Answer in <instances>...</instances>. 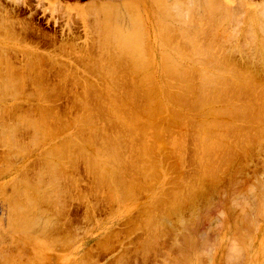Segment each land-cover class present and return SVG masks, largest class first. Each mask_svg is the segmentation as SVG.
Masks as SVG:
<instances>
[{"label": "bare ground", "instance_id": "1", "mask_svg": "<svg viewBox=\"0 0 264 264\" xmlns=\"http://www.w3.org/2000/svg\"><path fill=\"white\" fill-rule=\"evenodd\" d=\"M162 1H164V0H162ZM188 1H187L188 3H186V1H185L186 4L184 2L179 3V0L177 2L173 1L172 3H164L165 1L164 2L158 1V2H160V4L159 5L157 4V5L159 7L160 13L162 14V15L161 14L160 15L163 18L169 16L168 17L169 19L170 18L172 20L174 19L173 22H175L177 20V21H182L184 23V24L181 23V25H180L181 27H177V26L173 27L172 26L173 28H171L169 25L171 23L167 24V26H164V25H163V27L161 26V29L164 28L165 30H167L169 32V35L166 37L161 34L162 38L164 37L165 40L171 41L172 38H175V39L178 38L177 41L182 40V41H180L181 43L182 42L183 43L184 42L190 43V41H191L190 38L193 37L192 39H195L196 37L194 38V36H196L195 34L197 32H198L199 36L201 35L200 34L201 31H196V32L192 33L193 35H191V33H190L191 32L190 31L191 30L190 24H192V21L195 22V21H199V20H196L197 15L194 11H192V9H193L192 6L195 4L196 1L195 2H193V0H188ZM201 1H202V4H201L202 10L206 11V14H204L205 20L208 21L206 23V21H204V19H202L205 22L204 24L207 25L206 27H204L205 30H203V32H208L207 34L205 33L206 37L208 34H211L210 36L213 39L215 38L219 41V43H216V44H220V40L225 35H223V37H221V38L219 37V39H218V37H215V36L220 35L221 32H219L218 35H215L214 37L212 35H213V33H215L217 31L216 28L220 29L222 27L221 25H223V23L221 22L222 24L220 25V21H223L222 18H224V17H222L221 15H223V14H221L219 16V21H218L217 19H214L212 16L214 15V13H218L220 11L221 4L218 5L216 3V1H218V0H214V1L212 0L215 4L213 2H210V0H201ZM143 2H144V0H143ZM190 2H192L191 4H193V5L190 6L189 5ZM222 4H223V2H222ZM133 5H135V4H132V6L128 7V9L130 8L129 11H128V9H126L128 13L130 12V14L132 13ZM226 6L228 7V4ZM116 7H118V5L115 4V7H113V9ZM125 7L123 6L121 8L124 10ZM227 7L222 8L224 11L223 10H221V11L223 13H226L225 11L227 10L226 15H229L228 9H230V8H227ZM234 7L231 6V11H233ZM236 7H235V9H236ZM256 7H257V10H258V8H259V10L262 9L259 13L258 12L257 13L259 16L258 19H260V22H259L260 26L259 27H261L260 29L262 30V31H260V33H263L264 32L263 31L264 30V6H263V8L261 5H260V7H259V5ZM105 8L107 11V7H105ZM110 8H112V7H110ZM102 9H103V12L106 13L105 16L109 14V13L105 12L104 8H102ZM235 9H234V11H235ZM243 11H244V9H243ZM112 13H113V11L111 12V14ZM144 13H145V10H144ZM146 14H147V12H146ZM93 16H95V15H93ZM217 16H214V17L218 18ZM129 17L131 18V15ZM162 17L159 18L160 21L163 20ZM233 17H235V16L233 15L232 18ZM4 19H6V17L2 18V20H0V23H3L2 26H0V30H2L3 32L5 31L4 33H6V31H8L11 34L12 33L11 28L8 30H5V28L6 29L9 28V27H6V24H7V26H10L11 24L8 25L9 21H6ZM213 19H214V21H213ZM229 19H230V17H229ZM112 20H113V18L112 19L109 18L106 21V23L108 25H110V29L107 27L106 29H103V30L108 31V33L112 34L111 36L116 35L117 40L119 42V45H118V42H117V44H115V42L114 43L111 42L113 44L109 48L106 47L107 49H104L105 51H102V48L104 46H103V43L101 42V46H103V47L101 48L100 51H102V53H100V54L97 53V54H95L96 55L95 56L92 53V51L89 52V50H88L92 47V44H93L91 42L92 40L91 41L88 40L91 42V46L89 44V48H87V50H88L87 53H86V49H85L83 51V56H81L82 54H80V53H79L80 55L77 54L78 56H76V57H80V56L82 57L81 59L78 58L79 60H81V62L79 60L78 61H79V64L84 63V69H82V70H84L83 72L86 73L85 75L83 72H82L83 74L82 73L79 74L81 71L77 74V73H74L71 69L65 70L66 66L65 67L63 66V64H65V61L63 62V64H62V61L60 62L63 67L59 63L57 65H54L53 62L50 60L52 59L53 61L54 60L58 61L59 58H57V57H56V59H53L55 56L54 57L53 56L47 57V54L46 55L44 54V56H43V53L41 55V53H37L36 51H35V54H37V55H33V53H31V52L28 53L29 49H31V48H29V49L22 48L25 51H22V49L18 48L22 52H24L25 55H28V54L33 55L32 56L33 58L29 61L28 58H25L24 53L22 54L24 56V59H25L23 61L25 62L28 59V61L30 62V63L29 62L28 63L27 62L22 63L23 66H21L22 67L21 69L23 71L20 70V68L19 69L18 68L12 69L13 67H11V69H10V66H13V65L10 64L11 62H9L10 60L8 58H10L12 56L11 55L12 52H13L12 54L14 55L13 49H16L15 47L12 46L15 43L14 42L15 41V37H14L15 35L14 36L8 35V38H6L7 40H9V41L12 40L14 42V43L12 42L13 43L12 45L8 44L5 46L4 49L2 48V44L0 46L1 47L0 48V65H1L0 67L4 68L3 71L0 68V98L2 99V101H6L5 104L4 103L0 104L1 132L5 133L4 136L2 135L0 137V138H2V139H0V144L2 143L0 146L4 145L3 148H5V152L3 154H5L6 157L10 156V154L11 155L16 154L18 156V153L21 152V149L17 152L12 150L11 153H8L9 148L11 147L10 145H12V146L18 145L17 137L21 140V142L24 141L25 139L22 140L23 136H25V134L27 133L28 130L32 131V133H31L32 138L28 137L31 139V142H29V143H31V145L37 146L39 141H43V140H44V142H43L44 144L46 142L48 143V145L42 150L41 154L43 155V157L38 159L40 161L39 165L41 164L40 166L42 168V173L38 174V171H37L39 178H36L37 180L35 182L38 186H36L35 183H30L29 181H25L27 179H23V176H24L23 175L22 180H24L25 182L24 183L20 182L16 185L14 183V185H11V188L7 192L8 194L6 193V196H4V197H7L6 199H9L8 198L9 196L11 197L10 201L12 203L11 202L9 203V204H11V207L8 206V208H10L12 210L11 212H13V214L15 213L14 215H16V216H14L10 212L13 216H10L9 218L12 219L14 217L12 219V220H14V222H12V224L17 226L18 228L20 226L22 231L25 230L26 227L27 228H33V229H37L38 227H40V229L43 228L42 232L46 228V232L50 231V233L56 232V230H68V228L66 226H67V224L69 226V224L71 223L70 222L71 220L69 219L70 221H68V223H67L68 218H67V216L65 217V214H66L65 207H66V204L69 201L70 202L73 201V199H77V200L82 199V200L87 202L86 205H84V207L87 209H91V210H87L88 215L91 213V211L92 212L97 211L96 210L97 204L102 205V203H103L102 201L105 200L108 202L110 200V198H115L114 199L115 202L116 201H126L127 202L129 200H131V202H132L133 200L138 198L143 192L146 193L145 192V191H147L146 189H149V191H151L150 190L152 188L151 186H148V185L145 186L146 180H143L144 179L143 174L146 172H151L152 176L154 175V173L156 174L157 173L156 171H159V168L161 167L163 159L169 158L168 160L170 161V158H172L171 160L175 162L172 165L174 170L175 169L181 170L180 168H182V166L184 165V163H183V165L181 163L183 161H185V158H184L185 152H189L190 156H189L188 162L191 164V166H195L197 168L199 167L200 170H198V169L197 170L200 171V176H203L204 179L206 176H208L211 180L216 179L218 181L217 178L219 176L220 170L222 173L225 169H227L229 167H234L236 164L246 162V161H248V159L251 158V156L253 154H255V153L257 154V152L260 151V149H264L262 147L263 143H264V40H263V42L259 41L260 45L258 44L257 46L255 44H253L254 42H252V44L255 45V47L251 44V46H253L252 47L253 49L249 48V53L247 55L244 53L245 54L244 59L242 58L243 56L240 57V58H242V60H240L239 57L238 58L236 56L234 57L235 52H239V53L242 52L241 51L242 45L240 46L241 50H240V47L238 46L240 51L237 50L238 49V48H236L237 44H235V45H233L234 48L231 45V48H227V49L224 48V47H226L224 45V47H223L224 52H223V50L221 52L218 50L219 52L216 51L214 53L213 49H211L213 47V45L211 47L210 46L211 44L210 45L208 44V42L211 40V39H208L210 37L207 38L208 42H205V38H204L205 34H203L204 36L202 37V39L204 38V41L203 40L201 41L199 39H198V41L196 39V41L199 42L200 45H201V43L203 44L205 42L203 45H201V47L204 45H207V44L209 46L207 45V47H205V48L203 47L204 50L201 51L203 49L202 48L200 51H198L199 53L197 52V50H199L200 47L198 48L193 44L196 42L195 40L194 41L192 40L193 43L192 42L191 43H192V45H194V47H192V48L195 49L196 52H192V50H190V47L192 46L191 43H190V47L188 45L185 46V47H188L189 49L185 48V47H183V48L180 47V46H182L181 43L178 45L173 44L174 47H171L170 49L171 50L173 49V51H175V53L176 52L179 53V51H181L182 49L190 51V52L187 51L188 52L187 54L191 55V58L190 57L187 58L185 56L187 54L184 55L185 60L188 59L189 62H190V59H192V57L194 58V56H192V55H194V53H198L199 55L195 56V57H197V59L194 58V59H196L194 61L201 63L200 65H204V67H200V66L196 67L198 65H193V64L190 66L187 63H186L187 66L185 67V64L181 62L182 58L180 61H177L176 55L172 54L171 55L172 58L167 56V55L171 54V53L168 54V52H169V50H168V51H165V56H164V58L168 59V63L163 58V60L166 62V64H164L162 66L163 67L161 69L162 71L159 70L161 73L160 72H159L160 74L158 73V81L152 82L153 77L151 75H149L150 73H152V72H150L149 67L148 68H149L150 73H146V75H145L146 78H141V76H143L142 73H143V71H145V69L143 68V70H141L142 68H140V67H142V65L145 63H143L142 61L140 62V59H139L140 57L137 56V54H136V57H138V58H136L135 55L133 56V54H132V53H135V51L137 49V45H135V42L138 39V35L135 34L134 32L133 33L126 32V34L120 35L121 29H119L118 27H116V28L112 27ZM165 20H166V18H165ZM233 20L237 21L236 18H234ZM233 20H231V21H233ZM243 20H245V18H243ZM157 21H158V19H157ZM168 21H170V20H168ZM201 21H199V22H201ZM240 21H241V18H240ZM142 22H143V20H141V18H140V23H142ZM173 22H172V24H173ZM103 23H105V22H103ZM131 23H134V22L131 21ZM157 23H159V22H157ZM157 23H156V25L160 29V27ZM195 23H197V22H195ZM215 23L216 24L218 23V24L215 25V27H214L215 29L213 30V26ZM227 23H228V25L229 24L231 25L232 22H227ZM234 24L236 25L237 23L234 22ZM248 24H250V22ZM173 25H175V24H173ZM235 25L232 27L234 28ZM157 26H155V27H157ZM202 26H204V25H202ZM216 26H219L220 28L216 27ZM2 27H4L3 28L4 30L2 29ZM142 27H143V24H142ZM158 28H157V30H158ZM191 28H193L192 30L195 29L193 26H191ZM225 28H226V30L228 29L227 27H225ZM247 29L248 28H246V32H247ZM250 29H251V31H253L252 27L249 28V30ZM165 30H162V31H165ZM226 30H225V32H226ZM236 30L234 32H232V31L231 32L235 33ZM99 31H101V30H99ZM140 31H142V30H140ZM167 31H165V32H167ZM243 31H245V30H243ZM157 32L159 34V31H157ZM222 32H224V31H222ZM225 32H224V34H225ZM249 32H248V35H249ZM9 33H6V34H9ZM1 34L2 33L0 31V35ZM154 34L156 35V33H154ZM251 34H252V32L250 33V35ZM252 35H254V32ZM159 36H160V34H159ZM184 36H185V38H187V39H185V41L183 40ZM233 36H236V35L234 34ZM240 36H241V34H240ZM246 36H247V34H246ZM246 36H244V37H246ZM11 37H14V39H11ZM20 37H22V36H20ZM98 37H100V36H97L96 38H98ZM107 37H108V35L106 36V38ZM232 37L229 36L228 38H230V39L226 38L225 40H230L228 42H232V40L234 38H236V37H233V38ZM248 37H251V36H248ZM248 37H247V39L246 38L245 39L248 40ZM263 37H264V35H263ZM1 38H3L2 35H1ZM160 38H158V41L160 40ZM179 38H180V40H179ZM98 39H97V41H98ZM240 39H238L239 43L241 41ZM245 39H243V41ZM22 40L24 41V39H22ZM165 40L164 41L161 40V41L165 42ZM253 40L255 41V39L252 38L251 41H253ZM16 41L18 43V45L16 44V46L19 47L20 43L18 40H16ZM172 41H171V43H172ZM163 42H162V45H163ZM197 42L195 43L196 45H197ZM222 42L225 43V41H222ZM228 42H226V43H228ZM233 42H235V41H233ZM233 42H232V44H233ZM256 42L258 43V41H256ZM96 43L99 44V41ZM199 43H198V45H199ZM210 43H211V41H210ZM214 43H215V41H214ZM250 43L251 42H249V44ZM98 44H97V47L99 46ZM159 44H161V43L159 42ZM242 44H244V43H242ZM109 45H110V43H109ZM139 45H140V43H139ZM162 45H161V48L164 47ZM238 45H240V44H238ZM244 45H246V43ZM72 46L73 45H71V47ZM146 46L147 45H144V47H143V45H142L143 48H145ZM251 46H247V47H251ZM8 47L11 48L12 50L9 49ZM20 47H22V41H21ZM24 47H25V45H24ZM6 48H8V49H6ZM67 48H68V46H67ZM180 48H182V49H180ZM145 49H147V48H145ZM215 49H218L217 46L215 47ZM250 49H252V51H250ZM20 50L16 49V51H20ZM245 50H246V48H245ZM2 51H4V53L7 56L6 59H8V61L7 62L5 61V62L8 65H10L8 67L4 61H3L4 65L2 66L3 63L1 62L2 61L1 58H2V56H4V54L2 55ZM6 51H9L11 56H8ZM73 51L74 50H72V52ZM148 51H150V50H148ZM148 51H145V52H148ZM60 52H59V54H60ZM64 52L62 49L61 53L63 54ZM68 52L70 53L71 51H68ZM76 52H77V50H76ZM162 52H164V51H162ZM243 52H245V51L243 50ZM19 53H21V52H19ZM69 53H67V55ZM139 53H141V52H139ZM244 54H242V55H244ZM70 55L73 58H75L74 54H70ZM144 55H147V54L145 53L142 56H144ZM35 56H38V58ZM39 56H40V58H39ZM93 56H94V59H92ZM147 56L146 57L144 56V57L147 59ZM151 56H153V55H151ZM173 56H175V58ZM27 57H30V56H27ZM34 57L36 59H41V58L43 59V57H44L45 58L44 61L49 60V62L51 64H53V67L54 66H56L58 68H60V66L62 67L61 70L59 69L60 71L59 70L56 71L57 76L59 75L58 79L60 80V81H58L59 83H57L58 84L57 87L55 86L56 84H54V83H56V81L53 82L55 87L51 86V85H50L51 87H49V83L46 84V86L44 85L43 81H44L45 73L41 70V67H42L41 64H38L36 62V61L39 62V60L34 59ZM67 57H70V56L68 55ZM67 57H65V58H67ZM134 57H135V59H134ZM47 58H49V59H47ZM170 58L172 59V61L170 60ZM68 59H70V58H68ZM76 60H77V58L75 60L73 59V61H76ZM163 60H161L162 63H164ZM41 61H43V60H41ZM41 61L39 63H42ZM49 62H44V63L48 64ZM195 62H193V63H195ZM74 63L78 64L77 61ZM38 65H40L41 67H38ZM65 65H69V64L67 63ZM146 65H147V63H146ZM146 65H144L145 68H146ZM147 66H149V65H147ZM6 68H8L9 70ZM15 69H18V70H15ZM66 69H67V67H66ZM138 69L142 72L140 73L141 76L139 75L140 80L138 79L139 81L137 80L138 82H136V81H134L135 78H133V75H136L134 73L138 72ZM4 70H6V71H4ZM54 70H53V72H54ZM147 70L148 69L146 68V71ZM151 70H152V68H151ZM77 71H78V69H77ZM153 73H155V72H153ZM91 77L92 78L94 77V79H90ZM155 78L156 77H154V80L156 81L157 78L156 79ZM46 81L48 82L47 79H46ZM69 82L71 83V86L68 87L67 83H69ZM100 83H105V84H104V86H101ZM65 84H66V87H64ZM26 85L29 86L27 88L29 90H26V87H27ZM59 86H60V88H58ZM59 90H60V92H59ZM65 90L68 91L69 93H71L74 90L72 92V95H71L73 98L70 97V99L72 98V100L68 102V103L71 102V104H69V105L67 104L68 106H66L63 109H58L56 107V105H54V104L52 106V104H51L52 97L55 98L58 95V97L60 98L59 95L66 92ZM68 92H66V93H68ZM52 93L54 94L53 96L51 95ZM58 93H61V94H58ZM106 98L108 100H105ZM8 99H10L11 102H8L7 101ZM22 99H25L26 107H24L23 103H22L23 106L21 105L20 101ZM68 100H69V98H68ZM114 107H116V108H114ZM117 107H121L122 112L119 110H118L119 113L116 112L117 110L113 111V109L115 110V109H117ZM118 109H120V108H118ZM120 112H121V114H120ZM115 113H117V116L122 115L123 117H117V116H115ZM125 115L129 116V117L126 118ZM133 115L135 116L134 118L131 117ZM192 115L195 117V119H196V116L199 117L200 120H199V118H198V120L192 119L191 118ZM106 116H108V117L106 118ZM208 117L209 118L212 117L210 119H213V121L210 120L211 122H207ZM126 119H128L130 121L136 120V122H137L136 124H138V125H136V126H138V128L135 127L136 130L134 129V131H136V133L128 132L127 130L124 129V127H122L124 125H126L125 127L129 126L128 123H127L128 125L123 124L125 122L124 120H126ZM104 120H106L107 123H109L110 129L106 128V127H108V124L103 122ZM180 120L188 121L191 124L192 129H189L188 131L185 130V134L183 135L184 139L182 138L183 141H180L178 139V137H176L179 140V143L180 142H182V143L177 145L176 143L178 141L175 143H171V141H170L171 146H172V144H174V145L176 144L177 149H182L181 151H178V153L180 152V155H182V153H184V154L182 156H179V158L176 155L177 152H174V150L176 149V147L174 148V145H173V148H174L173 150L172 149H171V151L168 150L169 152L166 150L165 151L166 154H161L157 150L158 148H156V145L160 144V142H158L156 145H154L153 144L154 142L150 143L151 141L147 142V140H143V139H149V137L150 138L158 137V135H159L158 131L160 132L162 127L165 129V127H168L170 125H174V123H176ZM122 121H124L122 123L123 125L121 124ZM149 121H152V122H149ZM132 125L133 124L131 123L130 126H132ZM176 125L178 126V124H176ZM176 125H174V126H176ZM133 126H135V125H133ZM150 127L151 128L155 127V129L153 128L154 130L152 129L153 132H151L149 134L148 133L146 134L144 132V135L147 137L144 138V136H142L141 138H143V139H140L141 142L138 143V145H134L133 141L136 137H138V135H140L142 133L141 130L144 128L143 130L147 131L148 128H150ZM164 129H162V130H164ZM162 130H161V132H162ZM171 131H173V127H172ZM169 133H170V131H169ZM182 133H184V132H182ZM174 134L175 133L172 134L173 136L170 134L171 137L176 136ZM137 139H139V138H137ZM168 139H166V140L169 141ZM171 139H172V142H174L173 138H171ZM20 140H19V143L22 144L23 142L21 143ZM26 141H27V139H26ZM15 142H17V143H15ZM162 142H164V141H161V144H163ZM167 145L169 146V144H167ZM24 146H26V144H24ZM28 146H29V144H28ZM28 146H27V148H30ZM159 146L160 145H157V147H159ZM170 148H172V147H170ZM24 149H25V147L23 148V150ZM6 150H8V151H6ZM3 151H4V149H3ZM154 152H156V156L154 155L155 154ZM151 155L155 156V157H152ZM6 157H5V159H6ZM30 160L32 161V159H30ZM255 160H256V158H255ZM8 161H9V159H8ZM250 161H251V159H250ZM160 162H161V164H160ZM260 162L262 163V160ZM81 163L84 165L83 168L85 167L87 173L92 178L91 179L92 182L89 184V187H87L89 192L87 191L86 188H84L87 191L86 194L84 193L85 190H83L82 194H80L79 196L76 195V197L75 196L73 197L72 194L70 195L68 193L71 196V197H69L66 193L69 192L70 187L77 186L76 181H77V184H78V182H80V180L76 179V178H79L78 177L79 175L75 178V176H76L75 173H77L76 172L77 166L79 164L81 165ZM5 164H4V166H2V168L3 167L7 168L8 165H5ZM146 164H147V167H148V164L151 166H149L147 168ZM169 165H170V163H169ZM36 167H34V168H36ZM257 167H258V165H257ZM184 168L187 169V167L183 166V169ZM3 169H1V170L3 171ZM23 169L26 170L25 167ZM23 169H22V171H23V173H25V171ZM28 169H30V168H28ZM146 169H148V171ZM22 171H20V172H22ZM27 171H29V170H27ZM168 171H167V173H169ZM33 172H34V174H36V171H33ZM164 173H166V172H164ZM164 173H162V174H164ZM172 173H174V172H172ZM250 173H249V175H250ZM25 174H28V173H25ZM34 174L32 173V175H34ZM146 176L148 177L149 175H146ZM190 176L192 177V175H190ZM190 176H188V177L190 178ZM10 177H12V176H10ZM181 177L182 176H180V178ZM18 178H20V176L17 177V179ZM32 178L35 179L34 176ZM154 178L155 177H152V179H154ZM159 178H158V180H159ZM170 178L171 177L168 178L170 180L169 182H172L173 180L171 181ZM200 178H202V177H199V179ZM233 178H234V176H233ZM17 179H15V180H17ZM44 179H46V180H44ZM152 179H151V181H149L150 179H148L147 180V181H149L148 183H153L154 181L155 182L158 181L157 178H155L154 181H152ZM168 179L166 178L165 181ZM15 180L14 181L12 180V181L15 182ZM182 180H186V182L188 181L187 179H181V181ZM12 181H11V183H12ZM159 181H160V184L163 182V181L161 182V179ZM200 181H201V179L199 181H196V182H200ZM177 182H176V184H177ZM182 182H184V181H182ZM182 182L179 181V183H182ZM202 182H204L203 179H202ZM232 182H233V180H232ZM165 183H166V186H167V184H169V183H167V181ZM165 183H163L164 184L163 186H165ZM172 183H175V182H172ZM156 184H157V182H156ZM193 184H195V183H193ZM196 184H198V183H196ZM245 184H247V183H245ZM78 185L80 186V184H78ZM86 185H88V184H86ZM172 185H174V184H172ZM79 186H77V188ZM261 186H263V188H264V185L261 184ZM4 188L2 190H5ZM159 188H161V187H159ZM196 188H199V187L196 186ZM260 188H262V187H260ZM30 189L32 192L29 191ZM161 189L162 190L159 189L158 191L163 192V189H165V191H167L166 193L168 194L169 197L165 196L164 193H162L159 196L157 194L152 193L153 191H155V190H153V188H152L151 193L149 191L148 192H149V194H152L151 196H153V194L156 195V197L153 196L154 201H155L154 202L155 205H153V207L156 206L158 208V210H156V211L161 210L162 212L160 211L159 213H164L168 218H169L170 214H171L170 217H172V216H175L174 213L180 212L181 209L184 208L185 204H186L185 208H188L190 206H193V208H195L192 200L197 196L201 197V195L203 193L200 191L199 192H192L193 190L195 191V188H193V190L190 189V193L188 194L189 196L180 197L181 195L180 196H178V195H179V192L182 191L183 188H181V189L177 188L176 189L179 191L177 196H175V195L170 196L168 193L169 192L168 187L167 188H161ZM166 189H168V190H166ZM2 190H0V192ZM173 190H174V188H173ZM229 190H231V189H229ZM70 191H72V190L70 189ZM244 191H245V189H244ZM186 192L188 193L187 190H185V193ZM256 192H258V191H256ZM77 193H78V189H77ZM80 193H81V191H80ZM64 194L67 195L68 198H65ZM75 194H76V192H75ZM87 194H91L95 198V201H96V199H98L99 203H98V201H96L97 202V203H95L96 205L91 203L92 205L90 206V204H89L90 202H88L89 200H88ZM238 194H240V193H238ZM241 195H239V196L241 197ZM182 196H183V194H182ZM203 196H205V194ZM0 197H1L0 199H2V200L5 199L2 196H0ZM166 197H168L169 200L166 199ZM252 197H254V195H252ZM242 198H241V200H242ZM145 199H146V197H145ZM234 199L236 201L237 198L235 197ZM260 199L263 200V198H260ZM82 200H80V201H82ZM136 200H138V199H136ZM150 200H152V199H150ZM238 200H240V199H237V202H238ZM235 201L233 200V201H231V203L232 202L234 203ZM242 201H243L242 203L240 202L241 207L243 206V203L245 205L247 200H245L246 202H244V200H242ZM5 202L7 203V201H5ZM126 202H125V205H126ZM136 202H138V201H136ZM151 202L150 203L147 202L146 204L152 205ZM142 205H141V207H142ZM237 205H239V204L237 203ZM49 206H51V208ZM124 207H128V205L124 206ZM153 207L151 206V208H153ZM237 207H239V206H237ZM250 207H251V205H250ZM256 207H257V205H256ZM155 208L152 210L153 213H154ZM251 208H253V207H251ZM257 208H259V207H257ZM97 209H98V207H97ZM145 209H147V207ZM238 209L241 210L242 208L239 207ZM243 209H244V206H243ZM247 209L249 211V208H247ZM142 210L144 211V209H142ZM197 210H199V209H197ZM261 210H260V212H261ZM136 211H137V209H136ZM224 211H225V209H224ZM132 212H134V211H132ZM145 213L149 214L150 211L149 212L145 211ZM181 213H183V212H181ZM241 213L243 214V210L241 211ZM241 213L239 215H241ZM246 213H244L242 220L245 219L244 218L245 216L247 217ZM155 214H156V212H155ZM184 214H185V211H184ZM257 214L259 215L258 211H257ZM8 215H10V214H8ZM151 215L152 214L150 213L149 216L152 219ZM181 215L183 216V214H181ZM85 216H87V215H85ZM143 216H144V219H142L141 221H144L145 219H147V217H149L148 215L146 217H145V215H143ZM143 216H142V218H143ZM162 216H163V214H161L160 217H162ZM178 216H179L178 220L180 222V219L182 217L180 218V215H178ZM205 216H207V215H205ZM216 216H217V214H216ZM184 217L185 216H183V219H184ZM222 217L223 216H221V218ZM174 218L175 217H173V219ZM187 218H190V217H187ZM233 218H234L233 220H235V217H233ZM151 219H150L149 223H152ZM169 219H171V218H169ZM176 219L173 220V221H175V223H176ZM153 220L155 221V219H152V221ZM161 220H163L162 223L165 221L162 218L160 220L158 219L157 221L161 222ZM184 220H186V219H184ZM184 220H182L181 222L184 223V225H185ZM189 220H187L188 223L189 222L191 224L194 223V222H191ZM210 220H212V219H210ZM220 220H222V219H220ZM242 220H239V222L241 223L240 225H242V222H246V220H244V221H242ZM250 220H249V223H250ZM42 221H44V222H42ZM141 221L139 220V222L137 221L136 223L141 224L142 223ZM145 221L143 222V224H145V223L148 224V222H147L148 220L146 222ZM165 223H168V222L165 221ZM182 223H180V224H182ZM65 224H66V226H65ZM10 225H11V223H10ZM13 225L11 226V228L15 229L13 227ZM132 225H134V223ZM137 225H139V224H135L134 226L139 227ZM166 225H170V223L166 224ZM217 225H216V227H217ZM236 225H237L236 226V228H237L238 224H236ZM152 226H153V229H154V227L155 228L159 227V225L158 226L152 225ZM170 226H172V225H170ZM174 226H176V225H174ZM179 227H181V226H179ZM219 227L220 226H218V228ZM145 228L143 227L140 229L144 230ZM172 228L174 231L176 230V229H174L173 226H172ZM181 228L184 229L183 226ZM193 228H194V226H193ZM246 228H248V230H246V231H248V233H250L249 229H251V228H249V226H246ZM246 228H244V229H246ZM254 228H255V226H254ZM21 229H20L21 234H19V235L21 237H26V235L22 236L23 233H22ZM33 229H31V230H33ZM131 229H133V227H131ZM150 229H151V227L150 228L147 227L148 232ZM160 229H161L160 227H159V229L156 228V230H158V232ZM252 229H251V231H252ZM28 230H27V232L30 231V230L29 231ZM127 230H128V228H127ZM143 230H141V231L143 232ZM160 231H161L160 232L161 234L160 233H158V234H160V235L164 234L163 237L168 236L165 234L164 231H163L164 233H162V229ZM192 231H193V229H192ZM239 231H241V230H239ZM27 232H26V234H27ZM144 232H146V231H144ZM169 232H172V230H170ZM68 233H70V232H68ZM151 233L153 234V232H151V230H150V232L146 235H149V234L151 235ZM237 233H235V234H237ZM40 234H41V232H40ZM47 234H49V233H46V235L45 234H42V235H45L47 237ZM51 234H53V233H51ZM55 234H57V233H55ZM108 234H110V233H108ZM155 234L157 235V232H155ZM181 234H183V233H181ZM230 234H231V232H230ZM3 235H5V234H3ZM31 235H32V233H31ZM31 235H29V236H31ZM42 235H41V237H42ZM57 235H55V237H57ZM59 235L61 236L62 234H59ZM173 235H175V234H173ZM176 235H178V234L176 233ZM33 236L35 237L37 235L33 234ZM60 236H58V237H60ZM63 236H65V235H63ZM48 237L50 238L49 235H48ZM107 237H109V236L106 235L104 237L105 240L107 239ZM154 237L155 236L152 235L151 239L154 242H158L157 241L158 236L156 237L157 239ZM163 237H161V238H163ZM31 238H32V240H34L32 236H31ZM51 238H53V235ZM61 238H63V237L61 236ZM184 238H185V236H184ZM246 238L248 239V236ZM246 238H244V239H246ZM249 238L251 240L250 236H249ZM155 239H156V241H155ZM244 239H242V237H241V240H244ZM171 240H173V239H171ZM185 240L187 241V238ZM250 240H247L249 242L248 243L249 246L251 244ZM59 241L64 242L61 239ZM141 241L144 242V239L143 240L141 239ZM182 241H180V242L182 243ZM186 241H185V243H186ZM236 241H237V239H236ZM173 242H174V240H173ZM176 242H174L173 245H176L175 244ZM227 242H228V239H227ZM32 243H33V241H32ZM190 243H192V242H190ZM57 244H59V243H57ZM108 244H110V242ZM128 244H130V243L128 242ZM140 244H141V242H140ZM170 244L172 245V243L170 242L168 246H170ZM225 244H227V243H225ZM234 244H237V242ZM144 245H146V244H143V246ZM192 245H194V244H192ZM244 245H245V243H244ZM110 246H111V244H110ZM27 247H26V249H27ZM105 247L107 248V245ZM235 247H237V246H235ZM235 247H234V250H235ZM238 247L241 248L240 246H238ZM125 248L129 252V249L127 247H125ZM228 248H230V247H228ZM149 249H147V250L149 251ZM200 250H202V248ZM243 250H245V249L243 248ZM124 251L125 250H123V252ZM127 251H126V253L124 252L125 256L127 254ZM153 251H155V250L153 249ZM224 251L227 252L226 250H224ZM230 253L231 252H229V255L231 256ZM182 254L183 253H180L179 255H182ZM188 254H189V252H188ZM47 255H48V253H47ZM62 255H63V253H62ZM140 255H143V254H140ZM152 255H153V253H152ZM184 255H185V253H184ZM240 256H241V254H240ZM51 257H52V255H51ZM141 257H143V256H141ZM259 257H261V256H259ZM144 259H146V258H144ZM255 259H256V257H255ZM255 259H254V261H255ZM208 260H211V259H208ZM50 261H51V259H50ZM181 261L183 262V258ZM228 262H230V261H228ZM246 262L248 263V261H246ZM197 264H198V261H197Z\"/></svg>", "mask_w": 264, "mask_h": 264}, {"label": "rangeland", "instance_id": "2", "mask_svg": "<svg viewBox=\"0 0 264 264\" xmlns=\"http://www.w3.org/2000/svg\"><path fill=\"white\" fill-rule=\"evenodd\" d=\"M158 1H161V2H164L165 1L164 3H172L173 1H176L177 2L178 0H164V1H162V0H157V1L156 0H144L145 3L143 2V0H0V20H2V18H5L6 17V19H4V20L9 21L8 25H10V24L11 25L10 26H7V24H6V27H9V28H7V29L5 28V30H8V29L11 28V32H12L10 34L8 31H6V33H9V34H6V33H4L5 31L3 32L2 30H0L1 33H2L1 35L4 38V39L1 38V35H0V46L2 44V48L4 49L6 45H8V44L12 45L15 42L14 43L15 45L13 44L12 46L15 47L17 50H20L22 48H24V49L25 48H27V49L31 48L32 50L29 49L28 53L31 52V53H33V55H37V54H35V51H36L37 53H41V55L43 53V56H44V54L45 55L47 54V57L48 56H53V57L55 56L54 58L53 57L52 58L53 59H56V57L59 58V60H58L59 62L57 60H54L53 61L51 59L50 61H52L54 65H57L58 63L61 64L60 63L61 61H62V64H63V62L65 61V64H67V63L69 64V65L63 64L64 67L65 66L67 67V69L65 67V70H68V69L70 70L71 69L74 73H77V74L81 71L79 73V74H81L84 71V70H82V69H84V63H80L79 64V61L81 62V60H79V59L82 58L81 56H83V51L85 49H86V53L89 50V52L92 51V53L95 55L97 53L100 54V53H102V51H105L104 49H107L106 47L109 48L114 42H115V44H117L118 40H117L116 35L111 36L112 34L108 33V31H106V30H103V29H106L107 27L110 29V25H108L106 23V21L109 18H111V19L113 18V20H112V27H114V28L118 27L119 29H121L120 35L126 34V32H130V33H133L134 32L135 34L138 35V39L135 42V45H137V49H136L135 53H132V54H133V56L135 55V57H136V54H137V56L140 57L139 58L140 59V62L142 61L143 63H145V64L142 65V67H140V68H142L141 70H143V68H144L145 71H143L144 74L142 73L143 76H141L140 73L142 71H140L138 69V72L134 73L136 75H133V78H135L134 81L138 82L140 80V76H141V78H146L145 77L146 73L152 72V73L149 74V75H151L153 77L152 82H157L158 81V73L160 72L159 70H161L163 68L162 66L164 64H166V62L168 63V59L164 58L165 51H168L169 50L168 54H170V53L171 54L170 55H167V56H169L171 58H172V56H171L172 54L173 55H176V60L177 61H180L181 58H182L181 62L185 64V67L187 66V64H189L190 66L193 64V65H198L196 67H199V66L200 67H204V65H200L201 63L195 62L194 60L197 59V57H195V56L196 55H199L198 54L199 53L198 51H200L203 47L204 48L207 47L208 44L209 45L211 44L210 45L211 47L213 45V47L211 49H213V52L214 53L216 51H218V50L220 52L223 50V52H224V48L225 49L231 48V45L233 47V45L237 44L236 45L237 46L236 48H238L237 50L240 51L241 50V47H242V50H241L242 52H240V53L239 52H235L234 53V57L235 56L237 58L239 57V59L242 60V58L244 59L245 54L247 55L249 53V48H252L253 46L255 47V45L257 46L259 44V41H262L263 42V40H264V37H263V35H264L263 33L264 32L263 33H260V31H262V30L260 29L261 27H259L260 26L259 25L260 19H258V17H259L258 16V13L262 9L259 10V8H258V10H257V7H256L258 5L260 7V5H261L262 8H263V6H264L263 5L264 4V0H218V1H216V3L218 5L221 4V8H220V11L218 13H214V15L212 17L214 19H217L219 21V16L221 14H223L221 16L225 18L224 19V18L221 17L223 19V21H220V25L223 23V25H221L222 26L221 28L223 30L219 27L220 25L219 26H216V27H219L220 29L216 28L217 31L215 30L216 32L214 31L215 33H213V35H212L214 37L215 35H218L219 32H221L220 35L215 36V37H218V39H219V37L221 38V37H223V35H225L220 40V44H216V43H219V41L217 39H215V38L213 39L210 36L211 34H208L207 37H206V34L208 32H203V30H205L204 27L207 26L206 24H204L205 23L204 21H206V23L208 22L207 20H205V16H204V14H206V11L205 10H202V5H201L202 4V1L201 0H193V2L196 1L195 4L193 5V4H191L192 2H190L189 5L190 6L193 5L192 6L193 7L192 11H194L196 13V15H197V19L196 20L201 21L202 19H204V21L203 20H202L203 22L202 21L201 22L195 21L197 23H195V22L192 21V24H190V29H191L190 30L191 31L190 33H191V35H193L192 33L196 32V31H201L200 34L202 35V36L201 35L199 36L198 35V32H197L195 34L196 36H194V38L196 37L195 39H192L193 37L190 38V40H191L190 43L192 42V40L193 41L194 40L196 41V39H197V41H198V39L201 40V41L202 40L204 41V38H205V42H208L207 40L208 39H211L210 40L211 43L209 41L207 45H204V46L201 47V45H203L205 42L203 44L201 43V45L197 41H196L197 42V45L195 44L196 42L195 43L192 42L196 47H198V48L200 47V49L197 50L198 53H194V55H192L196 59H194L192 57V59H190V62H189L188 59L185 60L184 55L187 54L190 51L189 50H183L182 49L186 45H188L190 47V43L189 42H184L185 44L182 42L184 44L183 45L180 42V41H182V40H180V38H179L180 41H177L178 38H176V39L175 38H172L173 41L175 40L174 42L171 40L172 43H171V41L165 40L164 37H163L164 39L162 38L161 34L166 37V36L169 35V32L167 30H165L164 28L161 29V26L162 27H163V25L164 26H167V24L171 23V24H169L171 28H173L174 26L181 27L180 25L183 22L182 21H177L176 19H175L176 21L173 22L174 19L173 20L171 18L169 19L168 18L169 16L168 17H165L166 18V20H165V18H163L161 16L162 14L159 11L158 5L160 4V2H158ZM185 1H186V3L189 2L188 0H185ZM185 1L184 0H179V3H182V2L185 3ZM213 1L210 0V2H213ZM222 2H223V4H222ZM115 4L118 5V7H116V8L113 9V7H115ZM132 4H135V5H133L132 13L130 14V12L128 13L126 9H128V7L132 6ZM227 4H228V7L226 6ZM123 6L124 7L126 6L127 8L125 7V9L123 10L121 8ZM231 6L232 7H234V6L236 7L237 6V7H236V9L234 7L233 8V11H231ZM105 7H107V11H106V8ZM110 7H112V8H110ZM224 7L230 8V9H228L229 10L228 11L229 12V15H226L227 14V10L225 11L226 13H223L221 11V10H223L222 8H224ZM102 8H104L105 9V12H107L109 14L105 16L106 13L103 12V9ZM129 9H128V11H129ZM234 9H235V11H234ZM243 9H244V11H243ZM144 10H145V13H144ZM112 11H113V13L111 14ZM146 12H147V14H146ZM93 15H95V16H93ZM130 15H131V18L132 19L129 17ZM233 15L235 17L232 18ZM160 16L163 19V20L161 19L162 21H160V19H159V18H161ZM214 16H217L218 18H216ZM229 17H230V19H229ZM140 18H141V20H143L142 23H140ZM156 18L158 19V21H157ZM234 18H236L237 21H234L233 20ZM240 18H241V21H240ZM243 18H245V20H243ZM214 19H213V21H214ZM168 20H170V21H168ZM231 20H233V21H231ZM131 21H133L134 23H131ZM248 21L250 22V24H248L249 23ZM103 22H105V23H103ZM157 22H159V23H157ZM172 22L175 25H173ZM227 22H232V23H231V25L230 24L228 25ZM234 22L237 23V24L235 25ZM156 23L159 25L160 29L158 28V26L156 25ZM0 24H1L0 26H2L3 23H0ZM142 24H143V27H142ZM217 24L216 23L214 24L213 30L215 29L214 27ZM233 24L235 25V27H234L235 29L232 27V26H234ZM202 25H204V26H202ZM155 26H157V27H155ZM191 26H193L195 29L196 28L197 29L196 30L194 29L195 30L194 31V30H192L193 28H191ZM225 27H227L228 29L226 30ZM236 27L237 28L239 27V28L237 29ZM251 27H252L253 31H251V29L249 30V28H251ZM3 28L4 27H2V29ZM157 28H158V30H157ZM246 28H248L247 29V32H246ZM99 30H101L102 32L99 31ZM140 30H142V31H140ZM162 30H165L167 32L162 31ZM221 30L224 31V32L226 30L225 34ZM235 30H236L237 33L236 32L235 33H232ZM243 30H245V31H243ZM157 31H159L160 36H159V34H158ZM248 32H249V35H248ZM251 32H252V34L254 32V35H252V34L250 35ZM154 33H156V35ZM203 34H205V36ZM234 34L236 36H233ZM240 34H241V36H240ZM246 34H247V36H246ZM8 35L9 36L10 35L11 36H14L15 35L14 36L15 37V41L13 42L12 40L11 41L7 40L6 38H8ZM107 35H108V37L106 38ZM20 36H22V37H20ZM97 36H100V37H98L99 39L96 38ZM203 36H204V38L202 39ZM227 36L228 37L229 36L236 37L237 39L234 38L235 40L234 39L232 40V42L235 41L236 43L233 42V44H232V42H228L230 40H225L226 38L227 39H230ZM244 36H246V37H244ZM248 36H251V37H248ZM14 37H11V39H14ZM157 37L158 38L161 37L159 41H158V38ZM208 37H210V38H208ZM247 37H248V40L249 41L246 40ZM252 38L255 39V41L254 40L251 41ZM22 39H24V41ZM97 39L99 41V44L96 43V42H98ZM185 39H187V38H185V36H184V39L183 40L185 41ZM238 39L241 40L240 43H239ZM243 39H245V40L243 41ZM16 40H18L19 43H20L19 47L16 46V44L18 45V43H17ZM20 40L22 41V47H20L21 46V41ZM88 40H90V41L92 40L91 42L93 44H92V47L87 50V48H89V44L91 46V42L88 41ZM161 40H163V41L165 40V42H163ZM214 41H215V43H214ZM222 41H225V43H223ZM256 41H258V43ZM101 42L103 43V46L105 48L103 46H101ZM111 42H113V43H111ZM159 42L161 44H159ZM162 42H163V45H162ZM226 42H228V43H226ZM249 42H251V43L249 44ZM252 42H254L253 44H255V45H253ZM109 43H110V45H109ZM139 43H140V45H139ZM180 43L182 45V46L179 45L180 47H182L180 49H182L181 51L184 54L181 51H179V53H177V52L175 53V51H173V49L172 50L170 49L171 47H174L173 44L178 45ZM192 43H191V45H192ZM198 43H199V45H198ZM242 43H244V44L246 43V45H244ZM97 44L99 45L98 47H97ZM238 44H240V45H238ZM251 44L253 46H251ZM24 45H25V47H24ZM71 45H73V46L71 47ZM118 45H119V42H118ZM142 45H143V47H144V45H147L145 47L147 49L143 48ZM161 45L164 46V47L161 48ZM194 45H192L190 47V50H192V52H196L195 49L192 48V47H194ZM224 45L226 47H224ZM67 46H68V48H67ZM216 46H217L218 49H215ZM238 46L239 47L241 46L240 47V50H239V47ZM247 46H251V47H247ZM8 48H6V49H8ZM18 48H20V49H18ZM101 48H102V51H100ZM185 48H188V47H185ZM204 48L201 51H203ZM245 48H246V50H245ZM9 49H11V48H9ZM16 49H13L14 50V55L12 54L13 53L12 52L11 53L12 56L10 55V52H11L10 50H9L10 52L9 51H6L7 55L8 56H11L8 59L10 60L9 62H11L10 64L13 65V66H10V65H8L6 63L8 61V59H6L7 56L4 53V51H2V55L4 54V56H2V58H1L2 59L1 62L3 63L2 66L4 65V62L6 61L5 63L7 65V67L10 66V69H11V67H13L12 69H14V68H18L19 69L20 68V70H22L21 69L22 68L21 66H23L22 63H25V62L28 63L33 58L32 57L33 56L32 54L30 55V54L27 53L28 55H25V53L22 52V51H25V50L22 49V51L21 50L20 51H16ZM62 49H63V52L65 51L64 52L65 54L64 53L63 54L61 53L62 52ZM252 49H250V51H252ZM72 50H74V51L72 52ZM76 50H77V52H76ZM148 50H150V51H148ZM243 50L245 52H243ZM68 51H71V52L69 53ZM145 51H148V52H145ZM160 51L161 52L164 51V52L161 53ZM19 52H21V53H19ZM59 52H60V54H59ZM139 52H141V53H139ZM23 53H24L25 58H28L29 61H28V59L25 62L23 61V60H25L24 59V56L22 55ZM67 53H69L68 55L70 57H67L68 56ZM79 53L82 54V55L80 57H76V56L80 55ZM145 53L148 55V56L147 55H144L145 57L147 56V59L144 56H142ZM70 54H74L75 58H73ZM242 54H244V55H242ZM151 55H153V56H151ZM187 55H185L187 58L188 57L191 58V55H188V56ZM27 56H30V57H27ZM35 57L38 58V56H35ZM35 57H34V59H36ZM65 57H67V58H65ZM135 57H134V59H135ZM173 57L175 58V56H173ZM240 57H242V58H240ZM39 58H40V56H39ZM68 58H70L72 61H73V59L75 60L77 58L76 61H77L78 64L74 63L76 61H73L72 62ZM136 58H138V57H136ZM163 58L165 59L166 62L163 60ZM171 58H170V60L172 61ZM44 59H45L44 57H43V59L42 58L41 59H36V60H39V62L41 60H43V61H41L42 63H39L38 61L35 60L38 64H41L42 67L40 65H38V67H41V70L45 73L43 83H44L45 86H46V84L49 83V87L54 86V84H56L55 86L57 87L58 86L57 83H59L58 81H60V80L58 79L59 78V75L57 76V72L56 71H58L59 69L61 70V68L63 66L61 64L62 67L60 66V68H58V67L54 66L55 67L54 68L53 67V64H51L49 62V60L44 61ZM47 59H49V58H47ZM92 59H94V56L92 57ZM161 60H163L164 63H162ZM44 62H49V63L47 64V63H44ZM193 62H195V63H193ZM146 63L149 66H147ZM144 65H146V68L148 69L147 71H146V68H145ZM148 67L150 68V72H149V68ZM0 68L3 71L4 68L3 67H0ZM151 68H152V70H151ZM6 69H8V68H6ZM18 69H15V70H18ZM77 69H78V71H77ZM53 70H54V72H53ZM4 71H6V70H4ZM153 72H155V73H153ZM85 74L86 73H84V75ZM154 77L157 78V79L155 78L156 81L154 80ZM46 79L48 80V82L46 81ZM90 79H94V77L93 78L91 77ZM55 81H56V83L53 84V82H55ZM69 83H67L68 84L67 85L68 87L71 86V83L70 84ZM104 84L105 83H100L101 86H104ZM28 87L29 86L26 87V90H29V89H27ZM64 87H66V84H65ZM58 88H60V86ZM59 92H60V90H59ZM66 92H68V91H66ZM66 92H64L63 94L58 93V94H61L62 95V96L59 95L60 98L58 97V95H57V97H55L56 99L52 97V99H51L52 106L54 104V105H56V107L58 109H63L66 106H68L69 104H71V102L70 103H68V102L71 101L72 98H73L71 96L72 95V92L71 93H69V92L66 93ZM51 95L53 96L54 94L52 93ZM70 97H72V98L70 99ZM68 98H69V100H68ZM0 100H1L0 101V104H3V103L5 104L6 101H2L1 98H0ZM105 100H108V99L106 98ZM7 101L8 102H11L10 99H8ZM20 103H21V105L23 103L24 107H26V101H25V99H22L20 101ZM114 108H116V107H114ZM118 108H120V109H118ZM118 110L122 112L121 107H117V109H115V110L113 109V111H116L117 113H119ZM121 112H120V114H121ZM117 113H115V116H117ZM107 117L108 116H106V118ZM117 117H123V116L122 115H119ZM128 117L129 116H126V118H128ZM131 117L134 118L135 116L133 115ZM191 118L194 119V120H198L199 117L196 116V119H195V117L192 115ZM210 118H212V117H210ZM210 118L208 117L207 122H211L210 120L213 121V119H210ZM199 120H200V118H199ZM124 121H122L121 124L124 122L123 124H127L128 123L129 126H130L131 123H132L135 126L132 125L130 127L129 126L128 127H125L126 125H124L122 127H124V129L127 130L128 132L136 133V131H134L135 127L138 128V126H136V125H138V124H136L137 123L136 120L135 121L134 120H131L130 121V120L126 119ZM103 122L107 123L106 120H104ZM149 122H152V121H149ZM107 124H108V127H106V128L107 129H110L109 123H107ZM176 124H178V126ZM174 125H176V126H174ZM174 125H170L168 127H165V129L162 127V129H164V130H162L160 128L162 130V132H161V130H160V132L158 131V133H159L158 137H152V138H150L148 136L150 140L149 139H143L141 137L142 136H144V138L147 137V136L144 135V132L146 134L147 133L149 134V133L153 132V130L155 129V127H152V128L150 127V128H148L147 131H144L143 130L144 128H143L141 130V132H142L141 134L142 135L141 134L138 135V137H136L134 139L133 143H134V145H138V143L141 142L140 139L147 140V142H150L151 141L150 143L154 142L153 143L154 145H156L158 142H160V144H157V145H160V146L157 147V145H156V148H158L157 150L161 154H166L165 153L166 150L167 151L168 150L171 151V149L173 150L176 147V149L174 150V152H177L176 155L179 158V156H182L184 154V153H182V155H180V152L178 153V151H181L182 150V149H177V145L180 144V143H182V142L179 143V140L180 141H183V139H184V136L183 135L185 134V130L188 131L189 129H192V127H191V124L188 121H182V120L174 123ZM172 127H173V131H171L172 130ZM150 129L151 130L153 129V130L151 131ZM169 131H170V133H169ZM172 132L175 133L174 135H176V136L171 137V135L173 134ZM182 132H184V133H182ZM31 133H32V131L31 130H28L27 133L25 134V136H23V139L21 138L22 140L25 139L24 141H22L23 143L17 137V139H18L17 140L18 141V145H14V146L10 145L11 146L9 148V151L11 150L10 152L8 150H6V151H8V153H11L12 150L17 152V151H19L21 149V152L18 153V156L16 154L15 155L14 154L13 155L10 154V156L6 157L5 154H3L5 152V148H3L4 145L3 146H0V190H2L5 187L4 188L5 190H2L1 191L2 193L0 192V194H1L0 196H2L3 198H5V199H3L4 201L2 199H0V264H52L53 262H54L53 264H63V263L64 264H89V263L90 264H114L115 262H116L115 264H119V263L120 264H162V263L163 264H179V263L180 264H183V263L184 264H197V261H198V264H244L246 261H248L249 264H253V263L254 264H264L263 263L264 262V193H263L264 192V188H263V186H261V184L264 185V175H263L264 174V165H263L264 164L263 163L264 162V149H260V151H258L257 154L256 153L253 154L251 156V158H250L251 161H250V159H248V161H246V162H242V163L236 164L234 167H229V168L225 169L222 173H221V170H220L219 176L217 178L218 181L216 179L211 180L208 176H206L205 179H204L203 176H200V171H198V170H200L199 167L197 168L195 166H191V164L188 162L189 161V156H190V153L189 152H185V156H184L185 161H183L181 163L182 165L184 163L183 166L184 167H187V169L186 168L183 169V166H182V168H180L181 170H179V169H175L174 170V168L172 167V165L175 162L171 160L172 158H170V161L168 160L169 158H166V159H163L162 164L160 162V164H161V167L160 168L161 169L159 168V171H156L157 172L156 174L154 173V175L152 176L151 172L144 173L143 174L144 175V179L143 180H146L145 181V186H147V185L148 186H151L153 188V190H155L152 193L157 194L158 196L161 195L162 193H164L165 196H168V194L166 193L167 191H165V189H163V192H161V191L159 192L158 191L159 189L162 190L161 188H167V187L169 188V192L168 193H169L170 196H174V195L177 196L178 195V192L179 191L176 190L177 188H179V189L183 188L182 191L179 192V195L178 196L181 195L180 197L189 196L188 194L190 193V189L193 190V188H195V191L193 190L192 192H199V191L200 192H203L202 195H201V197L200 196H197V197H195L192 200L195 208H193V206H190L191 208L190 207L185 208L186 207V204H185L184 208L181 209L180 212L174 213L175 216L170 217L171 216V214H170L169 218H171V219H169L164 213H159L161 210L156 211V210H158V208L156 206L153 207V205H155V203H154L155 201H154L153 196L156 197V195L153 194V196H151L152 194H149V192L151 193V191H152V188H151L150 189L151 191H149V189H146L147 190V191H145L146 193L143 192L138 198H136L138 200L135 199L132 202H131V200H129L127 202L126 201H116L115 202V200H114L115 198H110L111 201L109 200L108 202L104 200V201H102L103 202L102 205H98L97 204V207H98V209L96 207V210L97 211H95V212H92L91 211V213L89 214L90 216L87 214V212H88L87 210H91V209H87V208L84 207V205H86L87 202L84 201V200H82V199H78V200L77 199H73V201H71V202L69 201L67 203L68 205L66 204V207L67 208L65 207V212H66L65 217L67 216V218H68V219L66 218L67 219V223H68V221L71 220L70 221L71 223L69 222L70 223L69 226H68L67 223H66L67 226L65 224V226L68 228V230H56V232H51V233H53V234H51L50 231L49 232H46V228L43 230V232H42V229L43 228L40 229V227L37 228L38 230L37 229L27 228L26 227V229H25L26 231L25 230L22 231V229H21L20 226L18 228L17 226L13 225L12 222H14V220H12V219L14 217L12 219H10L9 217L10 216H13L15 213L13 214V212H11L12 210L10 208H8V206L11 207V204H9L11 202L10 201V198L11 197L9 196L8 197L9 199H6L7 197H4V196H6V193L11 188V185H14V183L16 185V184H18L20 182L21 183H24L25 181H29L30 183H35L36 184V182H35L37 180L36 178H39L38 174L39 173H42V168L40 166L41 164L39 165L40 161L38 159L43 157V155L41 154L42 153V150L48 145V143L46 142L44 144L43 143L44 140H43V141H39V143L37 145L38 147L36 145L35 146L31 145V143H29V142H31V139L30 138H32V134ZM2 135L4 136L5 133L1 132V126H0V137ZM28 137H30V138H28ZM176 137H178L179 140ZM137 138H139V139H137ZM171 138H173V141L174 142H172V139ZM0 139H2V138H0ZM26 139H27V141H26ZM166 139H168L169 141H167ZM19 140H20V142L22 144L19 143ZM161 141H164L165 143L162 142L163 144H161ZM170 141H171V143H175L177 141L178 142L176 143L177 145L176 144L175 145L172 144V146H171L170 145L171 144ZM15 143H17V142H15ZM27 143L29 144V146H28ZM24 144H26V146H24ZM167 144H169V146ZM173 145H174V148H173ZM27 146L30 147V148H27ZM22 147L23 148L25 147V149L23 150ZM170 147H172V148H170ZM262 147L264 148V143H263V146ZM3 149H4V151H3ZM154 153H155L154 155L156 156V152H154ZM155 156H152V157H155ZM5 157H6V159H5ZM255 158H256V160H255ZM8 159H9V161H8ZM30 159H32V161ZM261 160H262V163L260 162ZM169 163H170V165H169ZM4 164L5 165H8V166H7V168L6 167H3L4 168L3 169L2 166H4ZM257 165H258V167H257ZM78 166H77V169H76L77 170L76 171L77 173H75V175H76L75 178L79 175L78 177L80 179L79 178H76V179L77 180H80V182H78V184H80V186L77 184V181H76V185L79 186L81 189L79 187L77 188V186L70 187V189L72 191H70V189H69V192L66 193L69 197H71L70 196L71 194H72L73 197L74 196L76 197V195L79 196L80 194H82L83 190H85L84 193L86 194L87 191L89 192V190L87 189V187H89V184L92 182V180H91L92 178L87 173L85 167L83 168L84 165L81 163V165L79 164ZM149 166H151V165L148 164V167ZM24 167L26 168V170L23 169ZM34 167H36V168H34ZM146 167H147V164H146ZM28 168H30L31 170L28 169ZM1 169H3L4 172ZM22 169L25 171V173H28V174L23 173ZM27 170H29V171H27ZM146 170L148 171V169H146ZM20 171H22V172H20ZM33 171H36V174H37V171H38V174L37 175L34 174ZM167 171L169 173H167ZM161 172L162 173L166 172L167 174L166 173L162 174ZM172 172H174V173H172ZM32 173L34 175H32ZM249 173H250V175H249ZM146 175H149V176L147 177ZM187 175L188 176L192 175V177L190 176V178H189ZM10 176H12V177H10ZM19 176H20L21 179L20 178L17 179V177H19ZM22 176H23V179H27V180H25V181L22 180ZM31 176L32 177L34 176L35 179H33ZM168 176L171 177L170 178L171 181L173 180L172 182H175V183L169 182L170 180L168 179L169 178ZM180 176H182V177L180 178ZM233 176H234V178H233ZM152 177L157 178V180L160 177L159 180L161 179V182L162 181L163 182L160 184V181L158 180V181H156L157 184H158L157 185L156 182L154 181L155 178L152 179ZM199 177H202V178H200L201 181L200 182H196V181H199L200 180ZM166 178L168 179V180H166L167 183H169V184H167V186H166V183H165L166 182L165 181ZM15 179H17V180H15ZM148 179H150L149 181H151V179H152V181H154V182L153 183H148L149 182V181H147ZM181 179H187L188 181L186 182V180H182V181H184V182H182ZM202 179H203L204 182H202ZM12 180L13 181L15 180V182H13ZM44 180H46V179H44ZM232 180H233V182H232ZM11 181H12V183H11ZM179 181L182 182V183H179ZM176 182H177V184H176ZM192 182L195 183V184H193ZM163 183H165V186H163L164 185ZM196 183H198V184H196ZM245 183H247V184H245ZM86 184H88V185H86ZM172 184H174V185H172ZM36 186H38V185L36 184ZM196 186L199 187V188H196ZM159 187H161V188H159ZM170 187L171 188L173 187L174 190H173V188L171 189ZM260 187H262L263 189L260 188ZM76 188L78 189V193L79 194L77 193V189ZM84 188H86L87 191ZM184 189L187 190L188 193L187 192L185 193V190ZM229 189H231V190H229ZM244 189H245V191H244ZM166 190H168V189H166ZM29 191L32 192L31 189ZM80 191H81V193H80ZM256 191H258V192H256ZM75 192H76V194H75ZM238 193H240V194H238ZM182 194H183V196H182ZM204 194H205V196H203ZM67 195H65L64 197L65 198H68ZM239 195H241V197ZM252 195H254V197H252ZM87 197H88V200H89L88 202H90L89 203L90 206L92 204L96 205L95 204V203H97L96 201H98V203H99V200L96 199V201H95V198L91 194H87ZM145 197H146V199H145ZM168 197H166V199H168ZM235 197L237 199H240V200L243 197L242 200H244V202H246L245 200H247V202L245 203V205L243 203L244 209H243V206L242 207L240 206L241 205L240 202L242 203L243 201L242 200L241 201L238 200V202H237V199H236V201L234 199ZM231 198L235 201L234 203L233 202L231 203V201H233ZM260 198H263V200L260 199ZM147 199L150 202L153 200L151 202L152 205L146 204L147 202L150 203ZM150 199H152V200H150ZM80 200H82V201H80ZM5 201H7L8 204ZM136 201H138V202H136ZM125 202H126V205H125ZM237 203L239 205H237ZM127 205H128V207H124V206H127ZM141 205H142V207H141ZM250 205L253 208H251ZM256 205L259 208H257ZM145 206L147 207V209H145L146 208ZM151 206L153 208H151ZM237 206H239L242 209L239 210L238 209L239 207H237ZM49 207L51 208V206H49ZM154 208H155V210H154V213H153L152 210ZM247 208H249V211H248ZM136 209H137V211H136ZM142 209H144V211ZM197 209H199V210H197ZM224 209H225V211H224ZM237 210L240 213L243 210V214L241 213V215H239L240 213ZM260 210H261L262 213L260 212ZM132 211H134V212H132ZM139 211L140 212L142 211V212L140 213ZM145 211L146 212H149L150 211V213L152 214L151 215L152 219H155V221L153 220L155 223L150 218V216H149L150 213L149 214L148 213H145ZM184 211H185V214H184ZM257 211H258L259 215L257 214ZM155 212H156L157 215L155 214ZM181 212H183V213H181ZM180 213L183 214V216H185V217L188 215L187 217H190V218H187V217L185 218L184 217V219H186V220H184L183 219V216ZM244 213H246V215H247V217L246 216L244 217L245 218L244 220H246V222H242V225H240L241 223L239 222V220H242L243 219L242 217L244 216ZM8 214H10V215H8ZM84 214L87 215V216H85ZM161 214H163L162 217H160ZM216 214H217V216H216ZM143 215H145V217L147 215L149 216V217H147V219H145L146 221L148 220L147 221L148 224L147 223L143 224V222L145 220L144 221H141L142 219H144V216ZM178 215H180V218L182 217L180 219V222L178 220L179 219L178 218L179 217ZM205 215H207V216H205ZM14 216H16V215H14ZM142 216H143V218H142ZM221 216H223L224 218L223 217L221 218ZM173 217H175V218L173 219ZM233 217H235V220H233L234 219ZM149 218L151 219V222L153 224L152 223H149V221H150ZM157 218L159 220L162 218L165 221H167L168 223H165V221L162 223L163 220H161V222L160 221H157L158 220ZM172 219L173 220L176 219V223ZM210 219H212V220H210ZM220 219H222V220H220ZM139 220L142 222L141 224L140 223H136L137 221L139 222ZM182 220H184L185 225H184V223L181 222ZM187 220H189L191 222H194V223L191 224L189 222L190 223L189 224ZM244 220H242V221H244ZM249 220H250V223H249ZM42 222H44V221H42ZM10 223H11V225H10ZM133 223H134V225L135 224H139V225H137L139 227H136V226L132 225ZM169 223H170V225H172L174 227V229H176L175 231L173 230L172 226L166 225V224H169ZM180 223H182V224H180ZM235 223L238 224V227L237 228H236L237 225ZM173 224L176 225L177 227L174 226ZM12 225H13V227L15 229L11 228ZM152 225H155V226H158L159 225V227L162 229V233L165 232V234L168 235V236L167 237L166 236L163 237L164 234L160 235L161 234L160 233L161 232L160 231L161 229L158 232V230H156V228L159 229V227H156V228L154 227V229H155L154 230ZM216 225H217V227H216ZM146 226L148 228L151 227L150 230H151V232H153V234L151 233V235L150 234L149 235H146V234H148L150 232V230H149V232L147 231V227ZM179 226H181V227L183 226L184 229H182ZM193 226H194V228H193ZM218 226H220L219 227L220 229L218 228ZM246 226H249V228H251V229L253 228L252 231H251V229H249V232L250 233H248V231H246V230H248V228H246ZM254 226H255V228H254ZM131 227H133L134 230L131 229ZM143 227L144 228L146 227V228L144 230L143 229H140V228H143ZM127 228H128L129 231L127 230ZM244 228H246V229H244ZM20 229H21V231L23 233L22 236H25L26 235V237H21L19 235V234H21ZM31 229H33V230H31ZM192 229H193V231H192ZM27 230L29 232H27ZM141 230H143V232ZM170 230H172V232H169ZM239 230H241V231H239ZM144 231H146V232H144ZM26 232H27V234H26ZM40 232H41V234H40ZM45 232L46 233H49V234H47V237L49 235L50 238L49 237L47 238L45 236L46 235ZM68 232H70V233H68ZM155 232H157V235L155 234ZM180 232L183 233V234H181ZM230 232H231V234H230ZM31 233H32V235H31ZM55 233L62 234L61 236L63 238H61V236L59 234L57 235ZM108 233H110V234H108ZM158 233H160V234H158ZM176 233L178 235H176ZM235 233H237V234H235ZM3 234H5V235H3ZM33 234L37 235L38 237L37 236L34 237ZM42 234H45V235H42ZM54 234L57 235V237H55ZM105 234L107 236H109L106 239L107 241L104 238L106 236ZM173 234H175L176 236L173 235ZM29 235H31L34 240H32L31 236H29ZM41 235H42L43 238L41 237ZM52 235H53V238H51ZM63 235H65V236H63ZM152 235L155 236L154 238H156L158 236L157 237L158 238V240H157L158 242H154L151 239L152 238ZM58 236H60V237H58ZM184 236H185V238H184ZM247 236H248V239L246 238ZM249 236L251 237V240H250ZM161 237H163V238H161ZM241 237H242V239H244V238H246V239L241 240ZM186 238H187V241L185 240ZM60 239L63 240L64 242L59 241ZM141 239L142 240L144 239V242L141 241ZM156 239H155V241H156ZM171 239H173L174 242L177 241L175 243L176 245H173L174 242ZM227 239H228V242H227ZM236 239H237V241H236ZM247 240H250V243H251L250 246H249V244H248L249 242ZM32 241H33V243H32ZM127 241L130 244H128ZM180 241H182L183 244ZM185 241H186V243H185ZM109 242H110L111 246H110V244H108ZM140 242H141V244H140ZM170 242L172 243V245L170 244V246H168ZM190 242H192V243H190ZM236 242H237V244H234ZM57 243H59L60 245L57 244ZM225 243H227V244H225ZM244 243H245V245H244ZM143 244H146V245L143 246ZM192 244H194V245H192ZM106 245H107V248L105 247ZM25 246L26 247L28 246L27 247L28 250L26 249ZM235 246H237V247H235ZM238 246H240L241 248H239ZM125 247H127L129 249V252L127 251V249ZM228 247H230V248H228ZM234 247H235V250H234ZM242 247L245 250H243ZM146 248L149 249V251L150 250L151 251L149 252ZM201 248H202V250H200ZM153 249L155 251H153ZM123 250H125L124 251L125 253L127 251L126 256L124 255L125 253L123 252ZM224 250H226L227 252H225ZM46 252L48 253V255H47ZM188 252H189V254H188ZM229 252H231L230 253L231 256L229 255ZM62 253H63V255H62ZM152 253H153V255H152ZM180 253H183V254L182 255H179ZM184 253H185V255H184ZM140 254H143V255H140ZM240 254H241V256H240ZM51 255H52V257H51ZM141 256H143L146 259H144ZM259 256H261V257H259ZM255 257H256V259H255ZM182 258H183V262L181 261ZM50 259H51V261H50ZM208 259H211V260H208ZM254 259H255V261H254ZM228 261H230V262H228ZM248 263L246 262L245 264H248Z\"/></svg>", "mask_w": 264, "mask_h": 264}]
</instances>
